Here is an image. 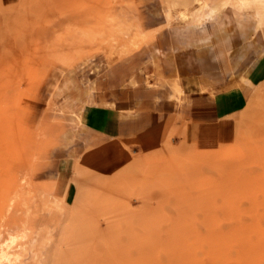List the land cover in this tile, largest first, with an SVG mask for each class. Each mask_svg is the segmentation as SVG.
<instances>
[{
  "label": "rangeland",
  "instance_id": "obj_1",
  "mask_svg": "<svg viewBox=\"0 0 264 264\" xmlns=\"http://www.w3.org/2000/svg\"><path fill=\"white\" fill-rule=\"evenodd\" d=\"M263 10L264 0H21L7 33L17 46L0 57V231L5 239L12 229L29 228L19 264H216L214 237L241 225L245 255L233 249L220 264H264V83L253 91L237 136L213 150L174 144L170 133L161 149H130L114 162L110 155L98 170H81L87 166L76 155L81 168L74 171L88 174L75 184L57 169L62 156L73 159L66 146L84 133H65L72 132L70 116L82 124L80 93L148 42L142 24L157 18V28L176 26V35L198 28L209 34L221 12L222 25L256 40ZM125 23L144 32V41L136 44ZM147 75L145 87L158 88L161 81ZM164 92L154 95L159 106L182 96ZM52 127L61 139L44 138ZM4 198L10 206L2 211Z\"/></svg>",
  "mask_w": 264,
  "mask_h": 264
},
{
  "label": "crops",
  "instance_id": "obj_2",
  "mask_svg": "<svg viewBox=\"0 0 264 264\" xmlns=\"http://www.w3.org/2000/svg\"><path fill=\"white\" fill-rule=\"evenodd\" d=\"M20 3L21 0H0V57L11 55L17 46L15 39L9 42L7 33ZM225 16L221 12L214 16L217 24L209 34L198 28L189 36L176 35V26L166 23L157 28V18L150 26L142 24L148 42L141 43L125 63L120 60L105 68L92 83L89 79V88L80 93L84 102L82 124L75 123L78 115L70 116L74 121L72 132L65 133L75 137L80 130L84 133L66 146L74 156L68 160L62 156L58 172L75 184L77 177L88 174L81 170H98L110 155L114 162L130 155V149L143 155L161 149L169 142L170 133L174 144L210 150L235 138L253 91L264 83V28L256 40L244 38L243 31L235 29L234 24L222 25ZM206 35L210 39L202 42ZM149 72L161 81V86L145 87ZM85 75L83 80L87 81ZM167 79L179 84L182 96L179 102L172 99L173 106L167 101L159 106L153 101L154 95L158 91L165 94ZM91 96L97 101L87 105ZM53 127L44 138L61 139L54 137L60 131ZM76 155H81L80 161L87 167L75 172L81 168L76 166Z\"/></svg>",
  "mask_w": 264,
  "mask_h": 264
},
{
  "label": "bare ground",
  "instance_id": "obj_3",
  "mask_svg": "<svg viewBox=\"0 0 264 264\" xmlns=\"http://www.w3.org/2000/svg\"><path fill=\"white\" fill-rule=\"evenodd\" d=\"M203 6H201V7H203ZM221 6L222 5L219 4L217 6V8L220 9ZM257 14H258L257 17L259 19L257 21V26H256L255 30L258 33V35H262L261 21H264V10H263V12H261V13L258 12ZM239 23H241V25L243 24L241 19H240ZM122 29L126 34L131 36V38L133 39V41L136 44H139L141 41L143 42L145 39V33L134 31L133 26L130 25L129 23H125V25L122 27ZM146 34L148 35V33H146ZM249 34L250 33H248L247 35L249 36ZM248 36H246V37H248ZM210 37H211L210 35H206L205 37H203L204 40L202 42L208 41L210 39ZM7 62H9V61L7 60ZM4 72H6V71H4ZM3 77H5V76H3ZM3 77H0V82H1V79ZM164 81H165V85H167L166 89L169 92L170 98H175V97L178 98L180 96V94H182V89L180 88L179 84L175 80L172 81V80L167 79ZM134 84L136 85L135 82H134ZM154 84H156V83H154ZM151 86H153V85H151ZM2 90H5V89L2 88L0 91L1 93H2ZM166 94H167V92H166ZM258 99H259V94L255 93L252 97V103L251 104L258 102ZM1 100H0V102H1ZM1 103L3 104L5 102L3 101ZM0 106L2 107V105H0ZM0 111L2 112V109ZM1 114H0V116H1ZM25 192L29 193V194L31 193L30 189L26 190ZM1 204L2 205L4 204L2 206V211L4 210V208L6 209L7 207L10 206V204H5V198L2 200ZM259 222H261V221H259ZM0 228H2V227H0ZM256 228L259 229L260 226H256ZM28 232H29V228L25 227V226L22 229H16V230L12 229V234H10L11 232L9 233V235H11V236L9 238L2 239V235H1V231H0V264H19L20 258L22 256L21 253L24 250L25 245H26ZM213 244H214V250H215V261H216L215 263L216 264H220L221 262L224 261V259L228 258L231 255L233 249H235V251L238 252V254H241L242 256H244L246 253L245 251H246L247 246H248L247 237L245 235L244 227L241 225L238 230L233 231L231 233L218 234L217 236L214 237Z\"/></svg>",
  "mask_w": 264,
  "mask_h": 264
}]
</instances>
